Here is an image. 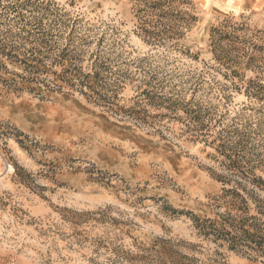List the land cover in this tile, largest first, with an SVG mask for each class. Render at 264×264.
Segmentation results:
<instances>
[{"label": "rangeland", "instance_id": "obj_1", "mask_svg": "<svg viewBox=\"0 0 264 264\" xmlns=\"http://www.w3.org/2000/svg\"><path fill=\"white\" fill-rule=\"evenodd\" d=\"M252 178L264 0H0V264H264Z\"/></svg>", "mask_w": 264, "mask_h": 264}, {"label": "trees", "instance_id": "obj_2", "mask_svg": "<svg viewBox=\"0 0 264 264\" xmlns=\"http://www.w3.org/2000/svg\"><path fill=\"white\" fill-rule=\"evenodd\" d=\"M251 181L264 182L262 178H252ZM248 223L249 221L243 214L233 219L229 218L225 221L213 223L207 228L221 239L227 241L232 248H236L237 245H243L244 247L261 252L264 256V229L256 225L254 221L251 225Z\"/></svg>", "mask_w": 264, "mask_h": 264}]
</instances>
